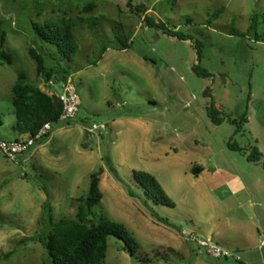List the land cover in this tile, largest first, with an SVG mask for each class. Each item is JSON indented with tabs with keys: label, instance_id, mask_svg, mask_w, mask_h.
I'll return each instance as SVG.
<instances>
[{
	"label": "rangeland",
	"instance_id": "rangeland-1",
	"mask_svg": "<svg viewBox=\"0 0 264 264\" xmlns=\"http://www.w3.org/2000/svg\"><path fill=\"white\" fill-rule=\"evenodd\" d=\"M91 2L93 10L84 12ZM139 8L187 39L147 25ZM254 13L257 33L264 36V0H0L3 49L11 57V63L0 61V135H17L11 86L20 71L43 91H60L57 80L50 85L39 76L29 48L42 46L53 55L46 58L51 66L67 68L80 99L77 116L55 122L50 139L40 140L34 152L10 160L0 150V264H50L39 242L20 240L46 228L45 202L54 222L75 218L78 198L87 194L89 176L99 169L102 198L89 220L105 216L121 222L139 243L131 256L119 238L108 236L102 264H214L186 235L214 240L211 224L220 214L234 223L252 213L247 204H236L250 195L259 203L253 211L264 227V168L261 161L247 160L253 148L264 157V41L246 33ZM77 16L82 21L72 27L78 45L73 61L34 42L31 22ZM124 37L128 48H112ZM210 106L223 118L220 123L211 120ZM92 122L105 127L89 131ZM194 166L202 168L197 176ZM133 169L152 174L174 206L147 198ZM212 169L238 175L248 190L225 196L221 180L211 182ZM243 221V231L225 230L220 223L222 240L237 245L219 244L237 249L242 258L229 263L264 264V232Z\"/></svg>",
	"mask_w": 264,
	"mask_h": 264
},
{
	"label": "trees",
	"instance_id": "trees-1",
	"mask_svg": "<svg viewBox=\"0 0 264 264\" xmlns=\"http://www.w3.org/2000/svg\"><path fill=\"white\" fill-rule=\"evenodd\" d=\"M177 0H171L175 3ZM130 7V3L127 2ZM94 4L87 3L83 6L84 12L93 10ZM223 7L219 8L213 13L217 16ZM140 15L144 13L143 8L137 11ZM142 19L149 26L160 28L164 33L179 39H187V37L175 30H170L160 22H154L143 14ZM82 18L79 16L75 18L61 17L57 22L50 24H39L37 22L30 23V29L35 43H43L44 45L51 46L55 54L60 60L71 62L78 50L77 42L74 38L72 27ZM257 14L254 13L250 17V24L246 33L252 34L255 40L264 41V36L257 33ZM4 20L0 18V61L11 63L10 55L5 52L4 45L6 40V31L4 30ZM240 34L239 31H234ZM118 45H114L115 49H126L130 46L127 38H119ZM42 44V45H43ZM107 49L104 45L100 48L101 54ZM30 58L35 63V68L39 76L46 82L54 78L58 82L64 81L69 72L68 69L60 66L58 68L50 65L48 58H52V54L44 52L42 46L32 47L28 49ZM200 56V55H199ZM94 64L96 62H93ZM193 71L200 75H206V71L199 66H193ZM11 103L14 109L15 122L13 129L18 134L34 135L45 122H52L53 124L58 121L61 112V102L54 94H48L41 90L39 87L29 84L27 82V75L25 71H20L17 74L16 80L11 86ZM211 120L215 123H220L223 118L217 116L219 112L212 106L208 111ZM246 119L245 114L241 115L240 121ZM232 120V123H235ZM238 129V128H237ZM229 148L240 150V148L227 144ZM247 160L261 161L264 168V157L261 159L260 152L253 148L247 154ZM109 170L114 171L113 166L108 161ZM202 168L194 166L191 172L197 176ZM101 169L92 172L89 176L88 192L85 196L78 198L77 211L73 219H59L53 221L51 214V207L48 202L43 205L42 223L46 228L41 230L35 236L23 238L20 243L26 241H37L45 249L50 264H102L105 260L107 238L110 235L119 238L124 248L131 256H134L139 248V243L133 237L132 233L126 226L118 221H113L105 216H100L97 221L91 222L89 216L92 215V208L97 205L101 198L102 192L99 188V176ZM133 179L143 188L144 194L147 198L156 203L167 206H174L173 201L165 193L157 179L150 173L142 170H132ZM128 194L134 197L136 193L129 189ZM159 222L165 225H170L167 219L159 215H153ZM240 261V260H239Z\"/></svg>",
	"mask_w": 264,
	"mask_h": 264
},
{
	"label": "built area",
	"instance_id": "built-area-1",
	"mask_svg": "<svg viewBox=\"0 0 264 264\" xmlns=\"http://www.w3.org/2000/svg\"><path fill=\"white\" fill-rule=\"evenodd\" d=\"M47 83L50 85L56 84L52 80H49ZM57 85L60 86V91H51L48 94H54L61 102L62 108L58 121L67 123L77 116L80 99L71 77H67L64 81L58 82ZM52 125V122H45L34 135L24 137L5 139L0 135V150L6 158L14 160L19 154L33 150L42 142L40 140L44 139V142H47L51 137ZM104 127V123L92 122L89 131ZM186 239L194 242L199 249L213 259L240 260V256L235 251L220 245L212 239L196 236L192 233H188Z\"/></svg>",
	"mask_w": 264,
	"mask_h": 264
},
{
	"label": "crops",
	"instance_id": "crops-1",
	"mask_svg": "<svg viewBox=\"0 0 264 264\" xmlns=\"http://www.w3.org/2000/svg\"><path fill=\"white\" fill-rule=\"evenodd\" d=\"M106 51V50H105ZM104 51V52H105ZM16 132V131H15ZM17 135H15L13 138H18V137H24V136H27L25 134H18L17 132L15 133ZM41 145V143L39 144ZM37 145V146H39ZM37 146L35 148H37ZM33 149V152L36 150V149ZM32 152V153H33ZM199 174V173H198ZM210 175H212L211 179L213 182V184L215 185L214 183V178H217V180H221L218 185V187H226L224 188V192L226 193L225 196L227 195V193H229L228 195L230 196H238V192H242V190H248V188L246 187L245 183L242 181H240L238 178L239 176L238 175H233V174H228L226 173L225 171H223L222 169H212L210 171ZM233 183V185H232ZM217 184V183H216ZM232 185V186H231ZM228 186V187H227ZM236 204L241 207V206H244L245 204H247L248 208L251 210V214H246V212L244 213V216H245V219L249 220V225L251 227H253V231L256 230L257 233H260V231H262V233L264 232V227L261 226L260 224V221H259V217L258 215L256 214V212L253 211V209L255 208V205L256 206H259V203L257 201H255L253 198H251V195L250 197L248 196L247 198L244 199V201H240L239 199L236 200ZM245 219H242V221H234V223L230 221V217L227 215V214H220L218 216V218L216 219V222L212 223L211 224V229H213V232L211 233L212 236L215 237L214 241L226 246V245H237L236 242H234L233 244H230L229 243V240H225L223 241L222 237L223 236L221 234V230H220V227H219V224L222 223V225H224L226 228L225 230H227L228 228L231 229V228H234L235 231H240L241 228L243 231V227H245V225H243ZM228 227V228H227ZM247 227V226H246ZM234 238H231L230 237V240H233ZM222 243H221V242ZM262 243V242H261ZM232 250V249H231ZM233 251H235L237 253V249H233ZM238 254V253H237ZM239 255V254H238ZM240 256V255H239ZM211 260H214V264H234V263H229L231 260H222V261H216V259H212L210 258ZM242 258L240 257V261L241 262ZM243 264V263H242Z\"/></svg>",
	"mask_w": 264,
	"mask_h": 264
}]
</instances>
